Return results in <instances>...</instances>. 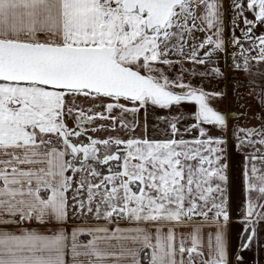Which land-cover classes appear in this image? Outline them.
<instances>
[{"label":"snow or ice","instance_id":"snow-or-ice-1","mask_svg":"<svg viewBox=\"0 0 264 264\" xmlns=\"http://www.w3.org/2000/svg\"><path fill=\"white\" fill-rule=\"evenodd\" d=\"M0 264H264V0H0Z\"/></svg>","mask_w":264,"mask_h":264},{"label":"rangeland","instance_id":"rangeland-1","mask_svg":"<svg viewBox=\"0 0 264 264\" xmlns=\"http://www.w3.org/2000/svg\"><path fill=\"white\" fill-rule=\"evenodd\" d=\"M222 107H224L225 105H221Z\"/></svg>","mask_w":264,"mask_h":264}]
</instances>
